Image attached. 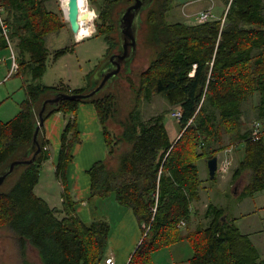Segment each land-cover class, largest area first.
Returning a JSON list of instances; mask_svg holds the SVG:
<instances>
[{
	"label": "trees",
	"instance_id": "trees-1",
	"mask_svg": "<svg viewBox=\"0 0 264 264\" xmlns=\"http://www.w3.org/2000/svg\"><path fill=\"white\" fill-rule=\"evenodd\" d=\"M52 0H0L8 39L14 45L18 74L28 73L32 80L45 71V37L64 26L61 8L48 7ZM225 4L228 0H223ZM171 0H154L145 10L144 43L153 49V58L139 73L135 103L124 120L116 118L117 102L105 85L84 100H62L46 107L44 118L61 112L68 115L61 134L55 176L62 184L61 208L50 207L34 193L42 162L48 159V141L40 130L41 153L34 163L24 165L17 181L0 192V228H9L17 236L22 250L33 246L41 264H105L110 225L104 218L82 221L75 213L74 199L67 187L66 169L72 160V147L80 141L76 109L80 102L91 103L104 134L107 154L114 163L95 162L87 171L89 197L113 195L130 208L142 228V238L128 264H151L154 251L186 239L193 255L190 264H243L232 252L237 228H224L217 219L207 227L180 233V222H187L192 202L199 200L202 180L193 157L209 159L232 143L243 142L245 155L240 169H250L251 179L244 196L264 189V144L262 135L252 141V126L244 105L256 99L252 110L255 121L264 120V13L261 0H231L220 20L204 23L168 22ZM132 0H100L94 8L96 35L107 44V56L119 45L114 9ZM141 29V28H140ZM6 44V39L2 37ZM72 47L54 52L60 56ZM27 69V70H26ZM94 71V70H93ZM91 71L88 75L91 77ZM25 98L16 114L0 120V172L18 151L25 152L32 141L41 102L56 92L80 93L24 81ZM159 95L167 109L141 118L140 107ZM257 96V98H255ZM179 111V129L171 138L165 123L170 112ZM115 121L116 133L108 126ZM261 124V123H260ZM121 143L125 151H116ZM156 206L154 214L152 208ZM63 213V216H59ZM146 226H149L146 231ZM187 229L189 228L188 226ZM150 236V238H149Z\"/></svg>",
	"mask_w": 264,
	"mask_h": 264
},
{
	"label": "rangeland",
	"instance_id": "rangeland-1",
	"mask_svg": "<svg viewBox=\"0 0 264 264\" xmlns=\"http://www.w3.org/2000/svg\"><path fill=\"white\" fill-rule=\"evenodd\" d=\"M100 0H85V7L88 8L91 17L92 28L90 34L80 36L77 38L76 35L71 31L69 24L67 22V17L65 16L64 0H57V6L61 8V16L64 20V26L57 32H52L46 35L45 37V46L47 49V56L45 60V71L42 77L36 80H30L33 84H40L46 86H57L61 89H72L76 88L80 91V93H87L91 86V77H89L90 71H95L96 68L108 57L107 56V44L104 41L103 37L100 35H96L95 27L93 24V20L96 17V13L94 8L97 6ZM156 1V0H155ZM56 3L54 0L48 3V7L51 9H56ZM212 5V15L215 18V15L224 14V10L227 4L224 3L223 0H171L170 7L166 15V20L168 22H184L191 23L194 21L195 12L200 8L210 7ZM119 5L114 9V17H117V12H119ZM193 14V15H192ZM145 11L141 13V20H144ZM141 28V29H140ZM140 28L137 32V46L136 53L130 60V62L120 70L119 77L112 83H110L105 91H111L117 102V115L116 118L120 120H124L127 114L131 111L135 103V91L132 90L131 83L138 86L139 73L143 71L151 58H153V49L147 46L144 43V30L145 25L142 22L140 24ZM80 39V40H76ZM82 38V39H81ZM72 47L71 51L67 53L55 56L54 52L56 50ZM6 56V58L11 62V52L9 48L1 49ZM27 70V69H26ZM93 71V72H94ZM16 72V71H15ZM13 73V71L11 72ZM27 76H30L28 71L25 72ZM20 79V78H19ZM16 77H11L9 82H13V80L19 81ZM11 82V83H12ZM131 82V83H130ZM71 88H70V87ZM5 86L0 87L2 90ZM24 95V91L15 92L12 95V101L18 103L21 101ZM52 96V94H49ZM257 98V96H255ZM256 103V99H252L244 105V111H248V115L250 117L251 127L255 122L254 113L252 110L253 104ZM88 104L87 102H80L79 105L83 106ZM169 106L167 105L164 98L159 95H154L147 102H143L140 107L141 118L148 119L150 116L155 115ZM18 110V106H17ZM60 114V117L64 121V125L58 133L57 140L54 142L50 140L51 148L49 155L52 157L54 154L58 155V149L61 142V134L65 123L68 119V115H64L61 112H56ZM170 112L168 116H166L165 123L168 128L169 134L171 138H175L179 129L176 126L175 117ZM80 113H78L79 115ZM10 115V114H9ZM51 115V114H50ZM48 115L44 120H46L45 126L43 125V130L46 125H50V118ZM13 117V116H8ZM10 118V119H11ZM9 120V118H7ZM264 121V120H263ZM263 121H259V123H263ZM108 126L113 129L116 133H120L121 127L115 121H109ZM90 119L86 114H81L80 120V130L82 131V139L86 141H91V126ZM261 125V124H260ZM261 130L264 131V127H261ZM236 144V143H235ZM234 145V143L227 145V147ZM226 147V148H227ZM128 148V145L125 143H121L116 151V154L120 151H125ZM224 148V149H226ZM242 153L243 151V142L237 143L236 147ZM223 149V150H224ZM48 150V146L47 149ZM105 150V149H104ZM236 150V149H235ZM84 152V151H83ZM226 155L231 160V165L233 163V159L230 154L231 151ZM95 152H93L94 154ZM100 155H103V158L107 157V149L102 151ZM216 156L223 155L222 150L217 151ZM99 156V158H101ZM24 157V152L18 151L13 160H19ZM93 157V156H92ZM225 157V156H224ZM223 157V158H224ZM102 158V159H103ZM86 158L82 160L81 149L76 151V158L73 168V176L75 182L77 184L76 188L72 192V195L81 198H85L82 204L85 205L82 210V214L86 216L88 219H84L86 223L90 222L93 218H105L110 222V233L114 231L118 222L122 218L123 208L118 205V203L114 200L113 195H109L107 197H89L90 195V186H89V175L83 172L86 167ZM205 157H193L192 162L195 161L198 167L202 166V164H206L204 161ZM48 160V159H47ZM206 160V159H205ZM50 162V163H49ZM46 160L42 162L40 168V177L39 182L34 188V193L43 198L50 207H59L61 208V192L62 185L60 179L55 176V166L51 164V161ZM88 165V164H87ZM23 166H19L14 169V171L5 179V181L0 185L1 191H8L11 186L17 181V178L22 170ZM230 170V169H229ZM229 172V171H228ZM84 183L86 185L84 186ZM207 185L208 189H212L217 186V178L210 179L206 175V181L204 182ZM83 187V189H82ZM86 187V188H84ZM81 189V190H80ZM83 190V192H82ZM216 193H217V189ZM214 190V192H215ZM213 192V193H214ZM219 193V192H218ZM219 195H217L218 197ZM220 197V196H219ZM77 198V197H76ZM206 200L205 196L202 197V201ZM233 202V200H232ZM249 202V203H248ZM231 203V202H230ZM248 205L251 207H255L257 212L255 213V217H252L251 220H254L256 228L262 227L264 225V197L263 195L257 194L254 198H251V201H245L243 205L245 209H248ZM249 206V207H250ZM63 213H60L59 216H63ZM80 215V214H79ZM189 227V226H188ZM190 228V227H189ZM188 228V229H189ZM148 229L146 228V231ZM180 233L187 231V227H183L179 229ZM109 233V238L110 234ZM150 238V236H149ZM109 246V243H108ZM21 244L17 238V236L13 233V231L9 228H0V264H22V250ZM25 258L33 263V264H41L40 257L38 255L37 250L31 246L29 243L25 245ZM169 247H163L157 251H154L150 256L151 264H168L169 262Z\"/></svg>",
	"mask_w": 264,
	"mask_h": 264
},
{
	"label": "crops",
	"instance_id": "crops-1",
	"mask_svg": "<svg viewBox=\"0 0 264 264\" xmlns=\"http://www.w3.org/2000/svg\"><path fill=\"white\" fill-rule=\"evenodd\" d=\"M261 2L263 5L264 13V0H261ZM208 8L212 9L213 7L211 5L210 7L200 8L194 14ZM222 16L223 14H221V16L215 15V18H212V20H218ZM191 23L195 22L193 21ZM2 37L3 35L0 29V87L5 86L2 90L0 89V120L5 121L7 120V118H11L8 116H14L17 112V102L13 101L11 103L12 95L18 91H24V81L30 82L33 76H31L30 74V76H27L25 73L18 74L15 71H13V73H10L12 57L10 58V62L6 58L5 54H3L4 52L1 51V49L9 48L11 52L10 54L11 56L13 54L14 60L16 62L14 45L10 41L9 43L6 41L7 46H5V43L2 41ZM42 75L40 77H42ZM12 76L18 79L20 78L19 81L13 80V82L11 81L12 83L9 82ZM24 98L25 91L21 101ZM78 113L80 114L78 115ZM83 113L86 114L90 119L89 126H91V130L89 131H91L92 139L91 141L86 142L82 139V131L80 130L81 114ZM49 118L50 125H46L45 129H42V134L43 137L48 141V160H46V162L51 161V164L55 165L58 155L56 156V154H54L52 157H50V140L56 142L58 133L64 125V121L60 117V114L57 113L51 114ZM45 123L46 120H44V126ZM76 123L77 129L79 131L80 141L73 145L72 160L66 169L67 187L71 191V193L75 188L77 190V184L73 176L76 151L81 149L82 160L88 158L86 160V167L83 170V172L87 175L88 169L97 161L102 160L107 164L114 163V159L110 158L108 155L106 159L103 158V155H100V153L102 151H105L107 148L105 144L104 134L98 121L96 110L91 103L83 106L78 104L76 109ZM261 127H264V121L263 123H261ZM262 141L264 144V131L262 135ZM236 145L237 143H234L233 147L232 145L230 146V148L232 147V150L229 154L233 159V163L230 166L229 172L221 174L217 168L214 178H210L208 175L207 165L202 164V166L198 167V176L202 180L200 197L199 200L192 202L189 220L187 222L181 221L183 222V224H181L180 222V228H183L185 226L190 227L187 230H194L198 227L205 228L209 226L215 219H217V221H219L224 228H237V235L234 236L232 240V252L238 258L242 259L243 257H245V261H243V264H264V225L262 227L256 228V223L251 219L252 217H255L257 209H254L255 207H251L250 205H248V209H245L243 206L245 204V201H251V198H254L257 194L263 195L264 197V189H259L251 195L244 196V189L251 179L252 171L250 169H240V162L244 158L245 150L243 146V151L241 153L239 149L235 148ZM227 149H229V146L226 149L222 150L223 155L217 156V166L220 160L228 154L226 152ZM93 152L95 153L93 154ZM99 156H101V158H99ZM204 161L207 164V160L204 159ZM206 175L210 179L217 178L218 184L212 189L213 191H211V189H208L207 185H205L204 183L206 181ZM88 180L90 186V178ZM85 185L86 183H84V186ZM215 189H217V193ZM87 195L83 198H81V195L80 197L76 195L77 198L73 196L74 199L77 200V203L74 205L75 213L82 221H84V219H88L82 214V210L85 207V205L82 203L84 202ZM217 195H219L220 197H217ZM203 196H205L206 198V200L204 201H202ZM118 205L120 204L118 203ZM120 207L124 209L122 218L118 222L112 234L110 233V238L108 237L109 246L107 250V258L112 257L114 264H128L132 254L141 241L142 228L130 208L124 207L122 205H120ZM57 208H60V206ZM107 222L110 225V222ZM183 233H185V231ZM167 247H169L168 264H190V258L193 255V249L186 239L175 241Z\"/></svg>",
	"mask_w": 264,
	"mask_h": 264
},
{
	"label": "water",
	"instance_id": "water-1",
	"mask_svg": "<svg viewBox=\"0 0 264 264\" xmlns=\"http://www.w3.org/2000/svg\"><path fill=\"white\" fill-rule=\"evenodd\" d=\"M154 0H132V3L123 8L118 13L116 27L118 32L119 45L121 47H130V52L127 54L112 53L110 54L93 72L91 77V86L87 93H65L56 92L52 96L45 98L41 104L36 116V124L33 131L32 141L24 152V157L19 160L10 161L0 172V185L5 179L19 166L29 165L35 162L37 156L41 153V146L38 141V136L44 123V113L46 107L58 106L62 100H84L98 93L106 82H112L119 77L120 64L125 58L128 64L136 53L137 32L141 24V13L150 7ZM85 17V14L82 15ZM67 22L71 31L76 35L79 31V6L78 0H68ZM123 23V25H122ZM125 32L128 40L122 46L120 34ZM77 40V38H76ZM109 67H113L111 71H107ZM207 169L210 178H214L217 170V156L214 155L207 159Z\"/></svg>",
	"mask_w": 264,
	"mask_h": 264
},
{
	"label": "built area",
	"instance_id": "built-area-1",
	"mask_svg": "<svg viewBox=\"0 0 264 264\" xmlns=\"http://www.w3.org/2000/svg\"><path fill=\"white\" fill-rule=\"evenodd\" d=\"M231 0H228V3L225 7V11H224V14L223 16L218 19L220 20L221 22V25L224 24V20H225V13L229 7V4H230ZM211 8H208V9H205V10H202L198 13L195 14L194 16V22L195 23H204V22H207V21H210L212 20L213 18V15H212V12H211ZM0 29H1V32H2V35L4 36V38L6 39V41L9 43V39H8V35H7V26H6V23L5 21L3 20L2 18V15H1V9H0ZM12 63H11V66H10V73L12 71H16L17 69V64L14 60V56L12 54ZM173 116L178 118L180 117V112L179 111H174L173 113ZM262 130H261V125L259 122H255L253 125H252V134H251V140L252 141H256V140H259L261 135H262ZM43 149H47V146H45ZM228 152L232 150V147L227 149ZM226 150V151H227ZM230 166H231V160L230 158H228L227 156H225L224 158H222L217 166L219 172L221 174H225L229 171L230 169ZM156 210V206H154L152 208V213L154 214ZM181 224H183V222H181ZM146 228L148 229L149 226H146ZM105 264H114V261H113V258L112 257H108L105 259Z\"/></svg>",
	"mask_w": 264,
	"mask_h": 264
},
{
	"label": "bare ground",
	"instance_id": "bare-ground-1",
	"mask_svg": "<svg viewBox=\"0 0 264 264\" xmlns=\"http://www.w3.org/2000/svg\"><path fill=\"white\" fill-rule=\"evenodd\" d=\"M63 3H65L64 10H65V16L67 17L68 0H64ZM85 3H86L85 0H78L80 28L79 31L76 33L77 38L80 36L90 34L92 28L90 12L88 11V8L85 7ZM83 14H85V17H82Z\"/></svg>",
	"mask_w": 264,
	"mask_h": 264
},
{
	"label": "flooded vegetation",
	"instance_id": "flooded-vegetation-1",
	"mask_svg": "<svg viewBox=\"0 0 264 264\" xmlns=\"http://www.w3.org/2000/svg\"><path fill=\"white\" fill-rule=\"evenodd\" d=\"M122 25H123V23H122ZM120 37H121V41H122V46H123V44L124 43H126V39L128 40V37H127V35H126V33L125 32H123V33H121L120 34ZM130 52V47L129 46H126V47H121L120 49L119 48H117L114 52H112V53H120V54H128ZM111 53V54H112ZM126 59L124 58L122 61H121V64H120V69H122V67H124V65L126 64L127 65V63H126V61H125ZM113 69V67H109L108 69H107V71H111ZM117 79V78H116ZM115 79V80H116ZM114 80V81H115ZM114 81H112V82H114ZM112 82H106L105 83V85L108 87V85L110 84V83H112ZM104 85V86H105Z\"/></svg>",
	"mask_w": 264,
	"mask_h": 264
}]
</instances>
